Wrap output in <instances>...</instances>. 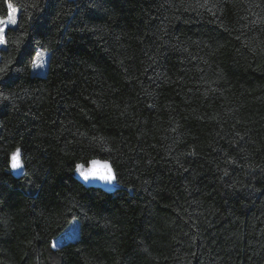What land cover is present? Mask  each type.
<instances>
[{
  "label": "trees",
  "instance_id": "trees-1",
  "mask_svg": "<svg viewBox=\"0 0 264 264\" xmlns=\"http://www.w3.org/2000/svg\"><path fill=\"white\" fill-rule=\"evenodd\" d=\"M8 2L0 264H264V0Z\"/></svg>",
  "mask_w": 264,
  "mask_h": 264
},
{
  "label": "snow or ice",
  "instance_id": "snow-or-ice-1",
  "mask_svg": "<svg viewBox=\"0 0 264 264\" xmlns=\"http://www.w3.org/2000/svg\"><path fill=\"white\" fill-rule=\"evenodd\" d=\"M9 11L7 14V17H0V45L5 44L6 43V39H5V30L9 25H14L17 23V9L13 6V4L11 2H8L7 5ZM41 56L42 54H37V56L35 57L33 63L35 67H42L43 63L42 62H38L41 61ZM19 154V150L17 151L16 154L13 155L12 157V167L13 168H20L22 167V164L20 163V161L17 159V156ZM92 167L85 169V166L83 164L78 165L77 166V171L79 172V174L83 177V179L85 181H88L89 179H99L105 183H112L113 181L116 180V176L113 173L111 167L107 164L102 166L101 170L98 167L99 162L96 160H93L91 162ZM53 247H55V244H53Z\"/></svg>",
  "mask_w": 264,
  "mask_h": 264
},
{
  "label": "rangeland",
  "instance_id": "rangeland-1",
  "mask_svg": "<svg viewBox=\"0 0 264 264\" xmlns=\"http://www.w3.org/2000/svg\"><path fill=\"white\" fill-rule=\"evenodd\" d=\"M38 54H42L41 61H38V62H42L43 66L42 67H34L33 70H32V74L33 75H38V76H44L46 74L47 69H48V64H47V62L45 60V58H46L45 54L42 53V52H40ZM17 159L19 160L18 156H17ZM78 176H79L80 179H83V177L80 174H78ZM78 236H79L78 231L71 230V231L63 234L62 236H60L59 238H57L54 241L55 247H57L59 245H62L64 243L70 242V241H74V240L78 239Z\"/></svg>",
  "mask_w": 264,
  "mask_h": 264
},
{
  "label": "water",
  "instance_id": "water-1",
  "mask_svg": "<svg viewBox=\"0 0 264 264\" xmlns=\"http://www.w3.org/2000/svg\"><path fill=\"white\" fill-rule=\"evenodd\" d=\"M105 164H107V165H109L108 163H106V162H99V164H98V167L101 169V170H103L102 169V166L103 165H105ZM110 166V165H109ZM111 167V166H110ZM112 169V168H111ZM13 171H14V173L15 174H21L22 173V171H23V169H22V167H20V168H14L13 169ZM113 171V170H112ZM81 181L83 182V183H85V184H88V185H95V186H101V187H103L104 189H106V190H108V191H113L115 188H116V180L115 181H113L112 183H105V182H103V181H101V180H99V179H89L88 181H85L84 179H81Z\"/></svg>",
  "mask_w": 264,
  "mask_h": 264
}]
</instances>
